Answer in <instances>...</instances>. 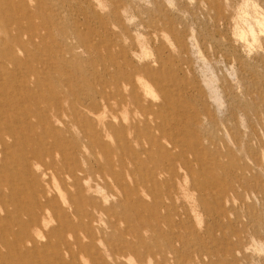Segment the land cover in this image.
I'll list each match as a JSON object with an SVG mask.
<instances>
[{"label": "rangeland", "instance_id": "obj_1", "mask_svg": "<svg viewBox=\"0 0 264 264\" xmlns=\"http://www.w3.org/2000/svg\"><path fill=\"white\" fill-rule=\"evenodd\" d=\"M26 6L40 12L29 18L30 33L37 21L42 36L40 46L29 44L34 74L0 80L1 98L18 100L19 116H44L31 118L32 130L16 124L19 139L32 144L16 152L48 140L63 149L76 187L93 190L96 208L78 202L84 224L62 233L69 242L79 237L77 263L264 264V0ZM39 90L41 107L31 97L21 101ZM82 115L100 139L75 122ZM8 161L20 179V155ZM123 178L122 190L115 180ZM69 183L65 174L51 179L53 194L77 189ZM5 191L15 204L32 192L25 185ZM56 264L64 263L56 256Z\"/></svg>", "mask_w": 264, "mask_h": 264}, {"label": "bare ground", "instance_id": "obj_2", "mask_svg": "<svg viewBox=\"0 0 264 264\" xmlns=\"http://www.w3.org/2000/svg\"><path fill=\"white\" fill-rule=\"evenodd\" d=\"M39 16V10H35L33 14L29 13L26 0H0V80L22 78L24 82L34 74V70L30 67L29 44L36 42V46H40L42 36L39 31L40 22L37 21L33 24V34L30 33L29 18L35 19ZM42 85L43 82H41V87ZM27 89L29 91L28 83L23 84V91L26 92ZM4 90L5 87L0 84V146L2 147L0 151V210L4 211V216L0 214V253L5 252L8 255L6 264H56V256L64 264H78L76 259L82 251L79 237L69 242L62 233L70 230L76 231L84 224L80 204L96 208L93 190L88 188L83 192L76 187L78 176L69 171L71 163L65 158L63 149L54 144L49 145L48 140L44 143H33V146L39 145L37 150L22 154L16 152L14 148L16 145L31 144L28 139H19L22 131H20L21 126L17 127L16 124L22 120L26 127L32 130L35 127L33 119H43L44 116L39 111H24L23 115L19 116L20 113L15 111V107H18V100L10 98L8 102H4L1 98L6 96ZM39 91L35 92V95H21L20 99L28 102L31 97L33 104L41 107L42 101L46 103V97L43 91ZM99 96L105 103H109V98L101 93ZM5 106L7 108L4 114L2 107ZM74 120L79 126L88 127L93 136L100 139V133L95 129L92 119L82 115L75 116ZM104 127L113 128L109 123ZM8 138L12 141L8 142ZM97 144L105 151H110L105 142L98 140ZM17 155H20V159L23 160L20 170L22 176L18 180L14 179L12 174L14 168L7 167L8 159L15 158ZM119 162L121 163V160ZM73 167L80 170L78 162L74 163ZM81 168L83 169L82 163ZM85 172H90V170L85 169ZM60 174H65L67 180L70 181L69 186L77 189L69 190L66 195L61 191V198L58 199L53 194L50 184L51 179ZM123 179L115 180L117 187L122 190L127 184ZM19 185H25L32 192L29 196L22 198L21 204H15L13 193L7 194L5 190L15 189ZM108 188L110 189L109 186ZM131 189L134 190V188ZM8 197L11 199L10 204L15 206L13 210L7 206ZM109 224L112 226L113 222L110 220ZM55 236L57 237L56 244ZM52 252L55 254V259L54 257L46 259L47 262L41 260Z\"/></svg>", "mask_w": 264, "mask_h": 264}]
</instances>
